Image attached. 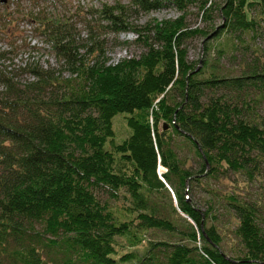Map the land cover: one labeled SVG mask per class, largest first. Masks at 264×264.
I'll use <instances>...</instances> for the list:
<instances>
[{"label":"trees","instance_id":"1","mask_svg":"<svg viewBox=\"0 0 264 264\" xmlns=\"http://www.w3.org/2000/svg\"><path fill=\"white\" fill-rule=\"evenodd\" d=\"M0 2L12 29L20 8ZM168 7L180 15L131 22ZM87 13L97 19L86 21L83 40L70 19L24 13L58 65L25 61L0 71V264H264L256 203L207 189L239 221V245L227 249L214 200L202 210L185 195L231 173L253 178L264 163V52L255 42H264V0H114ZM189 15L204 25L191 26ZM122 32H133L141 51L112 62L102 36ZM224 33L243 50L241 74L210 60L209 41ZM197 37L204 59L193 60L188 42ZM119 113L132 133L116 142ZM175 137L191 144L196 166ZM111 198L128 205L119 212ZM151 230L173 238L134 250ZM121 239L130 251L119 252Z\"/></svg>","mask_w":264,"mask_h":264},{"label":"rangeland","instance_id":"2","mask_svg":"<svg viewBox=\"0 0 264 264\" xmlns=\"http://www.w3.org/2000/svg\"><path fill=\"white\" fill-rule=\"evenodd\" d=\"M104 3L112 4L114 3V0H54V2H41L39 4L29 1H20V3H15L12 0H9L5 4L9 6L10 10L20 8V15H17L19 20H17L16 25L10 29L7 21H5L3 17V14L5 13V5H2L0 2V52H8L7 56L11 59L0 60V71H5L6 69L9 71L15 66L18 67L22 65L25 61L40 62L44 66L49 64L53 66L58 65L57 59L51 50L49 43L45 42L42 35H37V33L34 32L35 24L30 23L28 19L24 18V13H28L30 11L33 13L45 11L53 18L70 19V21L77 24V29L81 37L80 39L83 40L88 35L85 28L86 21H90L92 19L95 21L97 19L96 17H92V15L88 14L87 10L90 7L100 8ZM21 10H23V14L21 13ZM195 11V8L191 9V12ZM179 15L180 13L176 9L168 7L159 10H152L147 13L132 14L131 22L142 25L147 22H151L154 19L163 20L176 18ZM189 19L190 25L193 27L204 25L198 15H189ZM220 23L221 20H218L217 24L220 25ZM102 38L107 39V56L111 58L112 62H116L123 57L133 54L136 55L141 51V48L135 43L136 36L133 32H122L118 35L111 33L106 36H102ZM245 39L248 42L250 41L249 36ZM126 42L129 44L128 46L123 44ZM255 42L256 47L259 49V53L262 54L264 52V42L259 40H255ZM255 42L252 43L251 47L254 46L253 44ZM204 43L205 39L200 37L188 42L190 59H204ZM208 45L210 47V60L212 64L214 62L216 64L218 63L217 66L222 68L225 74L238 75L244 71L245 67L242 57L243 50L239 46L236 47L232 36L224 33L220 37L209 41ZM220 50L224 51V55L221 58L219 57L218 52ZM206 70L208 71V69ZM28 77L29 76H25V78ZM258 112L264 118V104L259 108ZM126 116L127 115L125 113H119L113 118V126L116 132V142L123 140L132 133L131 128H129L127 124ZM167 129L168 125L165 124L164 130ZM174 142L177 145L180 155L182 157L189 158V165L196 166L197 157L194 156L195 152L191 144L182 137H175ZM160 171L161 173H164L166 172V168L161 167ZM210 187H212V189H217V193L221 195L230 192L232 193V191L239 193L246 201L256 203L260 207L262 215L264 216V163L259 171L255 173L253 178L241 173H231L229 178L221 176L219 180L205 182V186H191L189 190L187 189L185 191V195L190 196L194 203L198 204L202 210L208 208V201L214 200L213 203L215 209L213 212L218 218L215 223L224 236V246L227 249L237 247L239 245V239L235 234V229L238 227L239 221L228 208V204L224 202L221 197L218 199L217 196L210 194L207 190ZM99 196L106 200L109 195L106 192H100ZM109 201L110 206L119 212L121 209H124L123 207L128 205L127 201L122 198L118 200L111 198ZM172 238L173 237L167 233L151 230L145 233L144 244L139 247H134L133 249L144 252V249L148 246L149 241L159 239L171 240ZM174 239H176V237H174ZM118 250L121 253H125L130 251L131 248H129L127 241L121 239L120 244L118 245Z\"/></svg>","mask_w":264,"mask_h":264},{"label":"water","instance_id":"3","mask_svg":"<svg viewBox=\"0 0 264 264\" xmlns=\"http://www.w3.org/2000/svg\"><path fill=\"white\" fill-rule=\"evenodd\" d=\"M1 1L5 3V2H7L8 0H1Z\"/></svg>","mask_w":264,"mask_h":264}]
</instances>
